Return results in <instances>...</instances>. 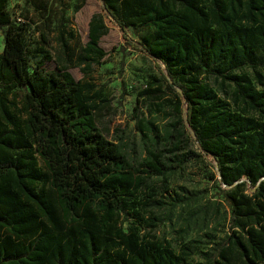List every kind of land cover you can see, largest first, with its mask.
<instances>
[{
	"label": "trees",
	"instance_id": "trees-1",
	"mask_svg": "<svg viewBox=\"0 0 264 264\" xmlns=\"http://www.w3.org/2000/svg\"><path fill=\"white\" fill-rule=\"evenodd\" d=\"M99 1L122 48L163 65L165 86L144 88L134 111L147 136L152 123L138 117L141 108L171 105L172 129L154 140L167 146L131 164L97 125L100 90L75 80L66 62L45 68L49 49L29 46V25L0 0V264H264V0ZM63 19L62 9L61 59L87 74L106 55L99 41L107 24L93 12L73 57ZM177 83L182 89L164 97ZM202 155L220 176L227 231L175 251L155 233L162 219L150 208L192 192L151 178Z\"/></svg>",
	"mask_w": 264,
	"mask_h": 264
},
{
	"label": "rangeland",
	"instance_id": "rangeland-1",
	"mask_svg": "<svg viewBox=\"0 0 264 264\" xmlns=\"http://www.w3.org/2000/svg\"><path fill=\"white\" fill-rule=\"evenodd\" d=\"M80 1L81 7L74 10ZM101 8L99 0H7L6 5V10L12 18L29 25L26 39L28 45H40L49 49L52 56L44 63L45 68L55 70L66 62L67 69L75 80L93 82L100 90L101 97L106 101L95 111L97 125L109 138L116 139L129 162L136 165L148 158L151 150L167 146L162 144V138L154 144L155 134L166 136L172 129L175 116L171 113L172 108L167 101H163L159 110H153V107L148 110L144 106L138 117L144 123L150 121L155 129L149 125L151 132L145 136L137 128L134 109L140 104V92L146 87L152 88L160 84L163 88L165 82L160 76L164 68L147 54L129 47L122 48L124 39L121 32ZM62 9L63 26L73 33V38L68 40V52H73V57L87 40V24L93 12H100L107 24L108 30L99 41L106 55L101 63L87 74L82 72L74 59L69 62L61 59L63 52L56 41V24ZM42 32L46 34L47 42L42 40ZM127 32L136 38L131 28H128ZM2 36L0 29V51ZM180 89L181 84L177 83L175 92H170L164 97L173 98ZM17 94L20 96L21 91L17 90ZM192 146L196 148L195 143ZM212 175L214 177L211 179ZM219 177L211 156L202 155L185 162L166 176L151 178L152 183L161 187L165 184L168 189L177 192H182L180 188L184 187L192 192V197L185 202L175 205L168 202L163 206L150 208L162 219L155 228V233L165 239L175 251L178 250L179 244L190 242L191 239H203L205 232L221 235L227 231L229 208L219 189ZM127 223L125 221V224Z\"/></svg>",
	"mask_w": 264,
	"mask_h": 264
}]
</instances>
